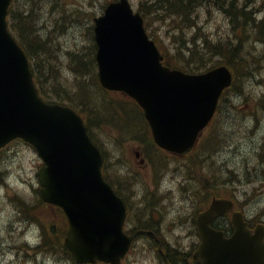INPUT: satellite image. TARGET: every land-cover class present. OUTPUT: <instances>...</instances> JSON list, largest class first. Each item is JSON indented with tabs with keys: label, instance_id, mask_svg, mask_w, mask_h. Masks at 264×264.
I'll use <instances>...</instances> for the list:
<instances>
[{
	"label": "water",
	"instance_id": "obj_1",
	"mask_svg": "<svg viewBox=\"0 0 264 264\" xmlns=\"http://www.w3.org/2000/svg\"><path fill=\"white\" fill-rule=\"evenodd\" d=\"M9 1L0 0V146L15 136L35 145L46 163L38 171L40 195L66 213L70 228L65 245L78 262L99 258L118 263L130 240L121 232L109 238L107 221L117 223L120 231L124 207L101 178V157L82 118L67 106L38 97L27 60L6 28ZM94 30L102 85L137 99L159 144L182 152L190 149L231 83L228 67L189 74L162 66V56L127 0L111 2L95 18ZM226 204L219 200L211 209ZM207 222L198 221L203 242L197 257L202 264L264 262L262 230L250 236L237 217L235 235L224 240L207 234Z\"/></svg>",
	"mask_w": 264,
	"mask_h": 264
},
{
	"label": "rangeland",
	"instance_id": "obj_2",
	"mask_svg": "<svg viewBox=\"0 0 264 264\" xmlns=\"http://www.w3.org/2000/svg\"><path fill=\"white\" fill-rule=\"evenodd\" d=\"M45 2H51V5L47 7V10L50 9V14H47L43 7L38 9V15L35 19L39 21V29L42 33L50 36V41L55 46V44L64 50L67 49H77L78 47H84L89 42V33L88 27L92 19H90L91 14L94 12V15H98L102 9L101 5H104L108 0H44ZM133 7L135 9H139L144 11L148 8V3L151 0H130ZM247 4L252 5L256 11L259 12V16L264 15V0H243ZM210 5H200V8L197 9L198 12L201 11V14L196 17L198 21L197 24L201 25L203 31H207L208 33L214 32V34H224L227 29L228 24V17L227 15L223 14V12L217 9V6L210 2ZM37 4V2H36ZM81 8L82 11L79 9L77 11H73L74 9ZM63 11V12H62ZM73 11V12H72ZM62 12L65 13L68 17V21L62 20V18H58L57 22L54 23L55 19L58 14ZM64 14V16H66ZM146 21L148 26L152 27L151 33L154 35L156 40L158 41L160 47L163 51L169 48V42L166 39L168 32L178 28L177 24L170 20V23L164 26V21L162 23H158L155 16L151 12H146ZM66 17V18H67ZM168 18V16H166ZM27 24L28 22H24ZM53 26V27H52ZM166 29V30H165ZM244 32V31H243ZM188 36L189 30L185 31ZM247 36L242 40V47L243 49H250L252 47V52L257 53L260 60H262L264 56V52H260L263 48L261 41L256 43V38L251 36L250 32H246ZM239 38V32L236 34ZM242 35V32H241ZM59 52V55L63 57L62 53ZM41 57V55L39 54ZM257 64V62H256ZM253 61H247L245 66L239 65L238 68L244 69L246 67H252ZM237 68V69H238ZM46 69V67H45ZM47 70V69H46ZM253 72V71H252ZM255 79L250 80L248 78H243V83H245V88L243 87V93H238L235 90L231 91L230 96L232 101L234 102V106L231 103L225 102L226 105L222 108V113L220 115L221 122L217 127V134L215 135L217 138L213 141L211 147L206 150V160L204 163H199L196 161L197 166L193 168L194 176H188L186 172L190 171L189 166H187L188 158H181L179 161L175 160L174 157L169 156L167 161L160 164L159 160H155V168L154 171L158 173V186H155L153 194L155 197L150 196L149 192L152 193V189H145L147 185L154 186L153 184V172L150 167L148 170L147 166L140 167V172L142 175L138 177V182L136 184H140L142 189V196L145 198V201L149 204V212L151 211V217L145 218L139 224V228H146V229H159L161 228V237L157 235L158 238L162 239H170V236L175 234H180L181 238L178 239L179 243L185 244V241L188 240L187 230L184 228V223L182 220H185L190 213H194L196 208L202 206V201L204 200L202 188H199V184H201L200 180L202 179L200 176L204 175V177H208V175L212 176L215 180L218 178L231 177L232 173H228V171H232L229 168H224L220 166L221 163L226 161L223 156L230 157L233 156V159L230 161V165L232 168H236L237 173H239V169H244V164L248 160V163L254 167V156L258 150V145L264 139V113L260 112L258 114L259 117L256 119L260 120L261 124L257 132L251 133L250 128L252 122L247 121V117H251V112L249 111L250 105L253 104L257 99V93H260L259 98L264 103V91L261 90L260 86H264V61L256 68L255 70ZM66 76L69 78V74L66 73ZM245 77V76H243ZM54 78V77H53ZM55 79V78H54ZM62 80H60L61 83ZM242 79H240V82ZM62 84V83H61ZM94 93V92H93ZM242 97L241 99H238ZM75 100H80L81 95L74 96ZM245 102H249V104L241 106ZM241 106L245 109V113H242L238 107ZM255 106V105H254ZM108 109H111L114 112H118L121 109L128 113L129 119L133 117L130 123V129L140 131L143 129V122L141 113L138 109L133 106L128 107V109L124 105L116 104L108 106ZM256 109V108H255ZM262 111V110H261ZM258 113V110L255 111V114ZM128 119V120H129ZM135 120V121H134ZM128 132H131L129 127L127 126ZM211 127L209 128L208 132H205L203 137L209 133ZM255 134H257L255 136ZM117 136V133L115 134ZM97 136L99 141L101 140L106 147L109 146L110 152L113 149L112 142H115L114 138H108V136L103 135L97 131ZM203 141V139H202ZM255 144V148H251L250 145ZM111 145V146H110ZM138 143L134 140H128L124 142V152L122 149L115 150L113 149L111 153V158H115L116 154H123L124 160L123 163H114L112 161L113 166L111 167V174L112 172L118 177L119 183L122 185V190L127 194H131V183L126 177L123 175L125 173L126 167H129L130 160L134 159V151L138 150ZM238 147V148H237ZM202 153V152H201ZM201 155V154H200ZM1 157H9L7 161H4L0 164V166L7 165V164H15L19 163L22 170H23V180L24 183H17L15 187L18 189V194L12 187L7 186L4 187V194L0 192V214H11V209H9V205L17 210L16 205V197H23L29 203L30 200L33 201L35 194V188L37 187V176H36V169L37 163L39 162L38 155L36 154L35 150L25 144L22 141H14L9 143L1 152ZM126 156H128V162L126 161ZM220 156L217 160L218 164L215 162V159ZM131 163V162H130ZM184 163V165H182ZM134 164L135 161H134ZM125 167V168H124ZM6 168V167H4ZM224 168V169H222ZM221 170V171H220ZM206 171L209 174H205ZM207 172V173H208ZM170 174V175H169ZM187 177V178H186ZM237 178V177H235ZM238 179V178H237ZM237 179L234 180L232 185H236L237 189L240 190L239 193L245 192L246 188H248L247 184H238L239 182ZM245 180V178H244ZM164 183V189L162 190V182ZM189 181V182H188ZM212 181L210 177L209 182ZM148 182V183H147ZM186 182H188L186 184ZM208 181L205 180V183L209 184ZM135 184V185H136ZM185 184V185H184ZM170 185V187H169ZM0 186L2 184L0 183ZM196 192V195H193L192 191ZM245 190V191H244ZM137 191V190H136ZM11 196H8L11 194ZM136 193V192H134ZM178 194V195H177ZM7 195L11 201L6 200L5 196ZM155 198H158L156 201ZM133 201L137 204L136 196H134ZM148 208V207H147ZM147 208L143 209L144 216H146L145 212ZM254 209L258 211H262L264 213V205L261 203H255L253 205ZM19 209V208H18ZM20 210V209H19ZM50 211H53L50 209ZM44 213V211H43ZM56 214V213H55ZM54 214V215H55ZM60 214V213H58ZM29 217V221L24 225L22 231L17 228L18 224L12 225L9 223L5 228V235L0 236V256H2L5 252L8 251H15L17 254V260L14 264H27L29 260H34L36 255H34L33 251L27 253V247L25 249L16 248L14 246H22L23 243L21 240L25 235L30 234L31 230L29 225L36 224L39 226L41 225H49L52 223V219L45 213L43 219H41L38 215H36L33 211L31 212ZM22 214H17L15 217H21ZM161 216L160 218V225L156 221V218ZM16 219V218H15ZM173 220H181V224L179 227L175 228L174 224H169V221ZM161 221L163 223L161 224ZM60 226V224H59ZM58 229V228H57ZM20 231V232H19ZM51 233V230H49ZM39 233L34 234L33 238H38ZM144 235H147L144 233ZM40 236V235H39ZM147 241H151V238L148 237ZM25 246V245H24ZM143 243L141 241L136 243V249L129 255L128 260L125 264H149V255L140 251L139 247L142 248ZM143 249V248H142ZM64 252V251H63ZM56 258L59 257V253H53ZM65 254V252H64ZM65 258V256L63 255ZM59 261L61 257L58 258ZM130 262V263H129ZM63 263V261H62ZM60 261V264H62Z\"/></svg>",
	"mask_w": 264,
	"mask_h": 264
},
{
	"label": "trees",
	"instance_id": "obj_3",
	"mask_svg": "<svg viewBox=\"0 0 264 264\" xmlns=\"http://www.w3.org/2000/svg\"><path fill=\"white\" fill-rule=\"evenodd\" d=\"M210 2L218 6L223 14L225 13L228 19L231 20L230 26L232 25V27L230 29L233 30V34L234 30L242 32L238 42L234 43L231 40L224 41L220 38H213L207 32L202 33L200 38H195L198 43L193 39L195 34L191 38L190 43L188 42L185 37V31H188L195 23L193 19L196 16V8L199 9L200 5H206V3L210 5ZM246 4L244 1L237 3L236 0H154L153 4L148 6V9L160 13L162 16L174 17L180 23H177L176 34L169 35L175 42L173 43L174 56L180 57L176 61V63H179L177 67L197 72L224 63L232 69L237 81L238 79L243 80V78L254 80L256 68L264 61V56L262 60L258 56H251L253 46H250V49H243L242 47V40L247 36L246 26H249V28L251 27V36L255 37L257 41L261 40L263 48L260 52H264V18H257L258 15L253 14L256 10L250 4L246 9ZM39 5L40 0H13L9 10V22L10 25H19L23 29L24 37L29 44L32 55L38 57L36 61L38 68L36 79L40 88L45 85L59 98H68L67 100L74 106L81 107L80 111L86 118L88 129L92 123L99 127L107 124L108 128H115L123 138L126 136L133 137V135H127V126L129 129L131 128L130 123L133 117L129 119L128 113L126 114L122 109L118 112L108 109V106L116 104L124 105L128 109V104L121 100L120 97L106 94L105 92H102L103 96L101 95L100 97L98 90L101 92L103 89L98 83L93 52L89 53L87 48L82 47L77 52L67 50L64 60L59 55V52L61 54V48L59 49L56 44L53 46L48 37L46 40L39 42L40 35L37 32L39 30V21L35 19ZM66 17L67 15L62 17L64 22L68 21V17ZM173 21L176 23L175 20ZM188 21L190 23H187ZM24 22L28 23L25 24ZM32 41L36 45L31 43ZM179 59L182 60L179 61ZM247 61H253V66L246 67L243 70L238 68L239 65L245 66ZM45 67L47 73H45ZM63 69H68L73 73V76L68 78L63 73ZM60 80H62V84ZM234 83H232L230 89L233 86L239 87V85ZM76 95H81V99L75 100L74 96ZM51 233L54 241L58 242L60 236L55 232L54 228L51 229ZM44 242V248L46 245L51 248L50 239L47 242L45 238ZM60 245L62 246L61 243ZM62 249L71 256L67 249L64 247Z\"/></svg>",
	"mask_w": 264,
	"mask_h": 264
},
{
	"label": "bare ground",
	"instance_id": "obj_4",
	"mask_svg": "<svg viewBox=\"0 0 264 264\" xmlns=\"http://www.w3.org/2000/svg\"><path fill=\"white\" fill-rule=\"evenodd\" d=\"M254 8V7H253ZM217 9L219 10V11H221L219 8H218V6H217ZM78 9H74L73 11H77ZM72 11V12H73ZM63 12V11H62ZM222 12V11H221ZM64 14L65 13H62V17H64ZM66 15V14H65ZM251 28V27H250ZM249 28V26H246V31L248 32H250L251 31V29ZM67 50H69V49H67ZM67 50H64L63 51V49L61 48V52L63 51L64 53H62V55H64L63 57H61L62 59H64L65 60V52L67 51ZM77 52V51H76ZM258 55V52L257 53H253V52H251V56H256V55ZM63 73L66 75V73H68L69 74V77H72L73 75V73H71L68 69H63ZM235 82V83H234ZM232 83H234V84H237V85H239V87L237 88V87H234L233 86V88L232 89H230V91L228 92V94L226 95V97H225V102H229V103H231L232 104V106H234L235 104H234V102L232 101V98H234V97H231L230 96V94H231V91H233V90H235L236 92H238V93H243V87L245 88V83H243V80L240 82V80L238 79L237 81L235 80V76H234V74H233V77H232ZM233 84V85H234ZM254 105H255V108H256V110H258V113L257 114H254V115H248V116H251L253 119H252V125H251V128L249 129L250 130V132L253 134V133H255V131L257 132V130L259 129V127H260V124H261V122H260V120H258V119H256V117H259L258 116V114L260 113V112H263L264 113V103L261 101V99L260 98H257L256 99V101L254 102ZM262 110V111H261ZM257 134H255V136H256ZM217 137L216 136H214L208 143H207V145L204 147V149L201 151V152H199L198 154H196V155H194L193 157H191L190 159H189V163L187 164V166H189V165H191V166H189V168H190V171L189 172H186L187 173V175L188 176H194V171H193V168L195 167V166H197V164H196V161H198L200 164L201 163H204L205 162V160H206V150L209 148V147H211V145H212V143H213V141L216 139ZM251 146V148L253 149V148H255V144H252V145H250ZM261 147V149L264 151V139L261 141V143L258 145V149ZM238 148V147H237ZM201 154V155H200ZM220 156H218L216 159H215V162L218 164V162H217V160H218V158H219ZM223 158H225L226 159V161H224V163H221L220 164V166H223L224 165V168H229V169H231L232 171H233V168L231 167V165H230V161L233 159V156H230V157H226V156H223ZM159 162H160V164H162V163H164V165H165V161H163V160H159ZM224 168H222V169H224ZM221 171V170H220ZM232 171H228V173H232ZM208 171H206V173L205 174H209V172L207 173ZM125 173H126V175H125ZM125 173H123V175H125V177H126V179L127 180H129V179H132V174H131V172L129 171V170H127V168H126V170H125ZM8 174H9V172H8V169H4L2 172H1V175H0V183L1 184H8V182H6L5 181V177L6 176H8ZM210 177L212 178V181L214 180V178L212 177V176H210V175H208V177H206V178H204V179H201L200 180V182H201V185H203V186H205V187H208L211 183H212V181H210L209 182V179H210ZM111 178H112V181H113V183H114V185L115 186H117L119 189H120V191L123 193V194H125V195H127L123 190H122V185H121V183H119L120 181H119V179H118V177L112 172V174H111ZM205 180L206 181H208L209 182V184H207V183H205ZM239 184V183H238ZM237 185V184H236ZM149 194H150V196H152V194L149 192ZM155 201L157 200V198H155L154 199ZM33 203H34V206L36 207V208H38V209H40V210H42V211H44V213H46L51 219H52V223H50V225H49V227L45 230V231H41V234L43 235V236H45V238H47V237H51V239H50V246H51V248H49V246L48 245H46L45 246V248H43V249H41V250H39L38 252H44V253H59L60 255H64L65 256V259H67V260H69L71 263H72V259H71V256L70 255H68L66 252H65V254H64V252H63V246H61L60 245V242L58 241V242H55L54 241V238L52 237V233H50L49 232V228L51 227V224H52V227L55 229V232H57L58 233V235L60 236V238H63V237H65L66 236V229H65V218H64V216L63 215H61V214H58L57 212H55V211H50V209H48L46 206H44L40 201H38V200H36V199H34L33 200ZM56 213V214H55ZM55 214V215H54ZM59 224H60V226H59ZM58 228V229H57ZM139 229H141V228H139ZM150 232V234H151V231H149ZM157 232H158V229H157ZM189 233H188V231H187V236L189 237ZM136 236L139 238V239H142V240H146L147 241V238L148 237H150L151 238V241L153 240V238H152V236H150L149 234H147V235H144V233H140V234H137L136 233ZM31 250L34 252V247H31ZM37 252V253H38ZM34 255H37L35 252H34ZM59 255V256H60ZM174 255L175 256H179L180 254L178 253V252H176V253H174ZM58 258H60V257H58ZM152 261H155V259L154 258H152L151 259Z\"/></svg>",
	"mask_w": 264,
	"mask_h": 264
},
{
	"label": "clouds",
	"instance_id": "obj_5",
	"mask_svg": "<svg viewBox=\"0 0 264 264\" xmlns=\"http://www.w3.org/2000/svg\"><path fill=\"white\" fill-rule=\"evenodd\" d=\"M260 87L261 90L264 91V86H260ZM259 95L260 93H257V98H259ZM238 99L242 100V97ZM252 119H253L252 117H247L248 122H251ZM2 167H6L8 169L9 174L4 179L6 182L10 184V186L15 187V183H24L23 180L24 173L18 162L15 164H7L0 166V168ZM13 179L15 180V183H11ZM164 183H166V181L162 182V190H165L163 186ZM134 189L137 190V196L142 195V187L140 184L134 185ZM240 198L244 199V196L241 195ZM260 203L264 204V200H261ZM8 207L9 209H11V214L8 213L0 214V236L6 234L5 228L9 223L13 222L15 216L18 214L17 210L13 208L11 205H9ZM29 228L31 230L30 234L25 235L21 240V242L27 243L30 247H36L41 241L39 238H33V235L39 233L40 231L39 226L33 223L29 225ZM16 260H17V254L15 251H8L5 252L2 256H0V264H14ZM27 264H60V261L52 253L38 252L35 259L29 260Z\"/></svg>",
	"mask_w": 264,
	"mask_h": 264
},
{
	"label": "flooded vegetation",
	"instance_id": "obj_6",
	"mask_svg": "<svg viewBox=\"0 0 264 264\" xmlns=\"http://www.w3.org/2000/svg\"><path fill=\"white\" fill-rule=\"evenodd\" d=\"M150 217L151 216H147L145 218H150ZM156 221L160 225V222L158 220H156ZM183 226L188 231V233L190 235H189V238H188V240H189L188 241V245L185 247V249L183 247H181L179 250L182 251V252L188 253V255L191 257V255H192L191 248L194 246V244L198 240V234H197V231H196L195 221H193L192 218L190 217L189 221ZM211 226L213 228H216V229L218 227L221 228L220 219L219 218L215 219L211 223ZM129 229L132 231L134 236H136V233L137 234L146 233V234H149L150 236H152V238L158 242V245L160 247H162L164 245V250L162 251V258H163V260L165 261L166 264H198V262L196 260H194L193 258L190 259V257H188V256L187 257H183V256L179 255V256L172 257L174 255L173 253L170 254V256H169V253H168V249L169 248H168V246L165 243H162L160 241L161 239L158 238V236H157V235H160V237H161V235H162L161 231H160L161 228L157 232L156 228L155 229H146V228L139 229V225L134 227V226H132V224H129ZM149 231H151V234H150ZM152 245H154L153 241H152Z\"/></svg>",
	"mask_w": 264,
	"mask_h": 264
}]
</instances>
